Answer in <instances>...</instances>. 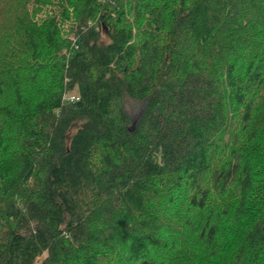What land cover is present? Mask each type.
Here are the masks:
<instances>
[{
    "label": "trees",
    "instance_id": "obj_1",
    "mask_svg": "<svg viewBox=\"0 0 264 264\" xmlns=\"http://www.w3.org/2000/svg\"><path fill=\"white\" fill-rule=\"evenodd\" d=\"M0 264H264V0H0Z\"/></svg>",
    "mask_w": 264,
    "mask_h": 264
},
{
    "label": "rangeland",
    "instance_id": "obj_2",
    "mask_svg": "<svg viewBox=\"0 0 264 264\" xmlns=\"http://www.w3.org/2000/svg\"><path fill=\"white\" fill-rule=\"evenodd\" d=\"M128 110L131 114L132 121H134L138 116L139 106H137L136 104H133V103L130 105L128 104Z\"/></svg>",
    "mask_w": 264,
    "mask_h": 264
},
{
    "label": "built area",
    "instance_id": "obj_3",
    "mask_svg": "<svg viewBox=\"0 0 264 264\" xmlns=\"http://www.w3.org/2000/svg\"><path fill=\"white\" fill-rule=\"evenodd\" d=\"M74 98H75L74 96H71V97H70L71 100L74 99Z\"/></svg>",
    "mask_w": 264,
    "mask_h": 264
}]
</instances>
